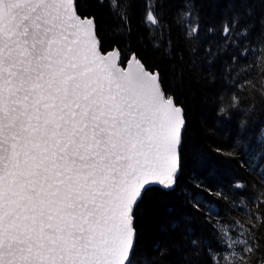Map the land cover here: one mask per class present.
Instances as JSON below:
<instances>
[{
  "label": "snow or ice",
  "instance_id": "6c2138e0",
  "mask_svg": "<svg viewBox=\"0 0 264 264\" xmlns=\"http://www.w3.org/2000/svg\"><path fill=\"white\" fill-rule=\"evenodd\" d=\"M213 3L231 6L221 34L234 33L238 45L218 50L212 63L246 59L239 48L253 30L241 8L250 0L156 7L175 4L184 29L185 15L199 21ZM148 20L158 23L151 12ZM214 28L204 25L208 36ZM184 34L206 42L199 27ZM122 64L77 0H0V264H133L137 209L154 192L175 191L187 121L158 72L135 52ZM235 149L264 189V144L238 136ZM239 194L249 207L236 210L249 223L213 227L214 244L193 232L178 264H255L253 229L264 227V216L257 223L250 207L264 208V190Z\"/></svg>",
  "mask_w": 264,
  "mask_h": 264
},
{
  "label": "trees",
  "instance_id": "16d2710c",
  "mask_svg": "<svg viewBox=\"0 0 264 264\" xmlns=\"http://www.w3.org/2000/svg\"><path fill=\"white\" fill-rule=\"evenodd\" d=\"M159 2L77 0L79 13L94 17L104 50L118 48L122 65L135 52L150 71L159 73L164 89L186 116L175 191L154 192L138 207L133 264H178L182 253L189 249L193 232L214 244L213 227L235 230L237 225L249 223L248 216L236 210L237 204L249 207L239 193L258 194L264 190L255 173L242 166L235 149L238 136L254 145L264 144V4L250 0L249 7L241 8L248 19L247 27L253 30L239 48L246 59L229 61L224 57L212 63L218 50L238 45L234 33L227 39L221 34L231 6H206L199 21L194 15H185L181 29L175 23L176 5L156 7ZM150 12L157 24L148 20ZM206 23L215 26L210 36L204 31ZM197 27L205 43L184 34L186 31L190 36ZM196 202L221 215L209 216L203 208L197 209ZM250 210L259 223L264 208L257 209L253 204ZM253 232L260 242L253 259L261 264L264 227ZM206 251L211 254L212 248ZM216 258L212 254L213 261Z\"/></svg>",
  "mask_w": 264,
  "mask_h": 264
},
{
  "label": "water",
  "instance_id": "95a60500",
  "mask_svg": "<svg viewBox=\"0 0 264 264\" xmlns=\"http://www.w3.org/2000/svg\"><path fill=\"white\" fill-rule=\"evenodd\" d=\"M108 52H110V51H108ZM126 64H127V62L125 63V66H126Z\"/></svg>",
  "mask_w": 264,
  "mask_h": 264
},
{
  "label": "rangeland",
  "instance_id": "374dc122",
  "mask_svg": "<svg viewBox=\"0 0 264 264\" xmlns=\"http://www.w3.org/2000/svg\"><path fill=\"white\" fill-rule=\"evenodd\" d=\"M122 66H125V64H124V65H122Z\"/></svg>",
  "mask_w": 264,
  "mask_h": 264
}]
</instances>
